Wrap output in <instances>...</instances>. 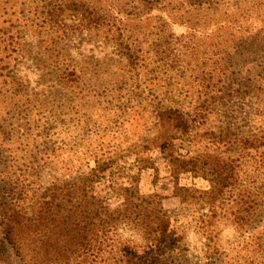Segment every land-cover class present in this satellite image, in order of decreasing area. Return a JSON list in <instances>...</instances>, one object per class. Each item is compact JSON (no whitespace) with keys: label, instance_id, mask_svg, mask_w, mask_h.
<instances>
[{"label":"rangeland","instance_id":"obj_1","mask_svg":"<svg viewBox=\"0 0 264 264\" xmlns=\"http://www.w3.org/2000/svg\"><path fill=\"white\" fill-rule=\"evenodd\" d=\"M84 1L0 0V39L6 37V32L12 37V45L19 54L12 71L23 84L13 96L10 78L6 84L0 78V127L4 129L2 132L0 128V213L9 202L3 195L8 188L7 177L20 174L18 160L23 144L16 127L22 104L18 100L27 93L34 106L32 115H50L57 125L52 145L60 146V150L54 160L37 172L34 186L27 189L20 203L25 210L30 211L36 195L53 182L77 178L94 166V159L110 158L114 162L105 172L109 182L99 183L96 195L110 211L122 208L125 200L118 189L129 186L133 176L141 194H157L158 206L169 214L173 224L167 245L162 248L172 264H264L261 35L256 41L246 38V33L238 35V48L224 49L218 54L216 48L214 57L209 56L212 61L207 60L205 66L197 64L201 62L203 45L198 56L186 54L183 58L186 67L181 71L159 69L150 56L145 61L147 66L138 68L119 53L110 32L85 28L87 17L78 9L82 7L71 11L70 8H75L72 2L81 6ZM261 1L264 3V0H211L197 10L201 16L206 8L216 7L212 12L217 21L225 12L239 17L244 26L249 21L246 23L248 19L239 16L238 8L248 10L252 14L248 18L253 21L248 28L261 30V15L264 16ZM58 5L66 9L54 8L53 12V6ZM197 10H191L194 19ZM51 12L53 20L46 23L49 27L42 26L43 18L47 19ZM214 26L212 21L198 25L200 31L197 30L196 36H209L211 30L216 32ZM174 27L177 32L186 31L185 25ZM208 39L207 43L216 40ZM67 61L78 66L75 80H64L61 75L60 68ZM16 101L18 109L10 113ZM201 104L200 115L189 122L185 135L173 131L174 156L181 160L173 167L159 147L158 138L163 130L155 122L154 110L176 107L192 117L196 106ZM12 127L15 129L9 134ZM12 153L17 155L15 163ZM207 156L231 161L235 168L234 184L214 208L182 201L176 192L178 186L209 188L202 164ZM193 162L196 173L192 170ZM117 233L138 244L144 243L129 224H119ZM0 264L23 263L17 257L4 255Z\"/></svg>","mask_w":264,"mask_h":264},{"label":"trees","instance_id":"obj_2","mask_svg":"<svg viewBox=\"0 0 264 264\" xmlns=\"http://www.w3.org/2000/svg\"><path fill=\"white\" fill-rule=\"evenodd\" d=\"M88 1L80 2L81 6L72 2L71 5L75 8H70L71 11L79 9L81 14L86 15V29L110 32L119 53L138 68L147 66L145 61L150 56L159 69L181 71L180 69L186 67L183 62L186 54L191 52L195 57L198 56L203 45L205 47L201 62L197 64L205 66L207 60L212 61L209 56L214 57L216 48L217 54L224 49L233 51L238 48L237 36L242 33H246V38L254 41L261 35L259 41L261 48H264V16L261 15V30L248 28L253 24L252 19L249 20L252 14L240 8L239 16L248 19V26L242 25L239 17L233 18L225 15V12L221 20L217 21L212 12L216 7L206 8V12L200 16L197 9H201L203 4L210 3L211 0H97L94 2L95 6ZM174 1L180 4L174 5ZM262 2L261 6L264 4ZM54 8L62 11L66 9L61 8V5L53 6V12ZM191 10L198 11L195 19L191 16ZM53 12L47 19L43 18L42 26L49 27L46 23L53 20ZM211 21L214 22L216 32L211 30L210 38L196 36L197 30L200 31L197 26ZM176 24L185 25L186 31L177 32L174 27ZM59 26L60 24L56 27ZM7 33L6 37L0 39V52H6L0 56V78H4V84L10 78L9 91L16 96L22 87L19 86L23 85L12 71L19 54H16L12 37ZM208 38L211 41L214 38L216 40L207 43ZM195 61L198 59L195 58ZM65 65L60 68L63 79L75 80L78 66L68 61ZM27 96L24 93L18 100L22 109L18 111L20 123L16 129L18 133L21 132L19 139L23 147L19 151V160L12 153L15 156L12 157V163L20 161L21 168L18 169L20 174L14 176V173L7 177L8 188L3 191L9 202L0 213V257L14 256L23 264H172L162 253V248L167 245L173 224L169 214L158 206L157 194H141L133 176L129 186L118 189V193L125 200L122 208L110 211L96 195L95 188L103 180H107L108 175L105 172L112 166L113 159H94V166L86 174L65 182L57 180L36 195L30 211L21 206L27 189L34 186L33 179L37 172L54 160L60 150V146L52 145V136L57 128L54 120L50 115L38 114L40 110L36 113L38 117L33 116L34 106ZM16 104L17 101L12 104L9 112L18 109ZM199 109H202V104L196 106L192 117L185 116L187 113L176 107H158L154 110L155 122L163 130L158 138L159 147L173 167H177L181 161L174 156L173 131L185 135L190 127L189 122L195 121L200 115ZM13 115L12 113L10 118ZM13 129L15 128L9 130V134ZM1 130L4 131L3 128ZM261 139V146H264V135ZM202 164L203 175L210 183L209 188L200 190L178 186L176 192L182 201L190 200L214 208L234 184L235 168L231 161L212 156L205 157ZM192 167L196 173V162H193ZM252 206L249 201L250 210ZM121 223L129 224L136 230L144 243L138 244L131 239L122 238L117 233V226Z\"/></svg>","mask_w":264,"mask_h":264}]
</instances>
